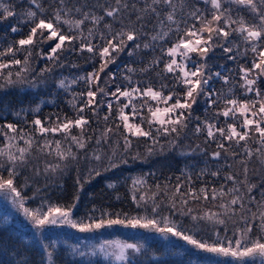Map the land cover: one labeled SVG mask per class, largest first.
Returning a JSON list of instances; mask_svg holds the SVG:
<instances>
[{
  "label": "snow or ice",
  "instance_id": "obj_1",
  "mask_svg": "<svg viewBox=\"0 0 264 264\" xmlns=\"http://www.w3.org/2000/svg\"><path fill=\"white\" fill-rule=\"evenodd\" d=\"M0 25V94L43 90V103L55 108L64 93L71 110L40 116L41 103L0 107V195L37 237L48 226L81 234L121 226L216 258L206 264H264V0H0ZM123 55L129 62L121 72L110 71ZM217 56L232 66L213 71ZM81 60L92 70L54 75L82 68ZM201 101L203 116L194 112ZM170 153L199 160L174 182H160L156 172L125 178L135 215L101 209L97 217L93 207L75 216L85 184L129 160L145 164ZM73 168V202L53 203L46 190ZM25 169L32 176L19 184ZM25 188H34L31 196ZM37 199L36 208L27 206ZM37 242L41 264H56V242ZM7 251L12 264H33L27 252ZM71 254L137 264L144 249L104 240L88 251L73 245Z\"/></svg>",
  "mask_w": 264,
  "mask_h": 264
},
{
  "label": "trees",
  "instance_id": "obj_2",
  "mask_svg": "<svg viewBox=\"0 0 264 264\" xmlns=\"http://www.w3.org/2000/svg\"><path fill=\"white\" fill-rule=\"evenodd\" d=\"M26 6V0H25ZM19 11V7L17 8ZM5 31L4 26L0 25V35H3ZM27 29L25 28V32ZM47 47V46H45ZM219 52V50H217ZM151 54H147L145 59L147 61L148 57ZM129 62L128 60H118L117 64L110 65L109 70L117 72L123 67L125 63ZM43 61L37 66V70L43 66ZM84 68L85 72L92 70L91 64H84L81 60L79 62ZM220 63H225L226 67H231V62H225L222 57L217 56L215 58L214 64L219 67ZM119 66V67H118ZM139 67V63L136 65ZM214 71V67H213ZM224 71V69H223ZM68 72H73V69H57L54 75L60 73L65 74ZM149 79L155 80L154 73L148 74ZM170 82V81H169ZM216 89L221 86L214 85ZM46 92H41L40 96H37L34 92L29 90H20V91H10L7 95L0 94V107L4 104H8L9 107L19 108L21 106L33 105L38 98H32V96H37L40 98H48ZM44 94V95H43ZM204 104L201 101L194 106V112L196 115L203 116ZM63 110V112H68L71 115V110L64 101V96L60 94V98L57 100L56 107L45 106L42 108L41 112L38 113L40 116H47L50 112L56 110ZM8 122H12L10 118H6ZM28 119H32V115L29 114ZM2 123L5 122L4 119H0ZM142 148V147H141ZM141 148L139 150H141ZM199 157L189 158L182 157L176 154H171L167 159L157 157L153 165H150V171L156 172L157 178L160 182H164L166 177L172 176L173 182L175 176L180 174L181 165L183 162L187 161H198ZM163 173V175H161ZM24 176L31 177L32 173L27 169L24 170V174L18 178V183H24ZM150 177V176H149ZM156 181V178H154ZM255 179V177H254ZM60 187L53 185L51 188L47 189V194L50 197L53 203L60 204H70L73 202L74 197L77 195V185H76V171L75 169H70L63 174L62 177L57 178ZM109 181H114L112 172L107 173L104 176L97 177L89 184L84 185V189L79 193V203L74 209V214L77 218L85 217L90 214V210L95 207L97 212L95 215L99 217L101 209L107 210L111 213L116 212H127L130 215H135L138 211L135 205L132 203L129 187L125 183H118L114 189H108L106 183ZM152 178L149 179L151 183ZM39 183L43 185V179L39 180ZM152 184V183H151ZM34 191V188H27L25 195L31 196ZM117 195L120 196V199H116ZM39 199L32 201L29 200L27 206L30 208H36L39 204ZM142 211V210H141ZM10 211L0 203V264H12L14 254L10 250L16 248L21 252H27L29 259L33 264H41L42 250L38 240L55 241L57 244L56 249V264H89V262H78L72 258L69 238L65 236L64 238H59L58 234H46L39 239L36 238L29 230H25L15 224L12 220ZM173 219L180 220L181 217L176 216ZM186 221V218H183ZM112 236L126 241V242H139L144 245V254L137 257V264H196L197 261L200 264H206V262L216 259L208 255H203L199 253L188 252V250L183 247V245H178L176 241L172 239L165 240L161 236H157L154 233L148 232H139V231H119L116 230ZM175 246V247H174ZM176 248L182 249L183 251H176ZM90 264H104L99 261H92Z\"/></svg>",
  "mask_w": 264,
  "mask_h": 264
},
{
  "label": "rangeland",
  "instance_id": "obj_3",
  "mask_svg": "<svg viewBox=\"0 0 264 264\" xmlns=\"http://www.w3.org/2000/svg\"><path fill=\"white\" fill-rule=\"evenodd\" d=\"M119 60H125V61L128 60L129 61V58L126 55H123V56H121V58ZM145 62H147L146 59H145ZM39 63H41V61H39L37 63V66L39 65ZM161 67H162V65H161ZM213 67H214V71L215 70H220V71L223 72V69L217 67L214 63H213ZM121 69L118 71V74L121 72ZM77 73L83 74V73H86V72L84 71V68H78V69H73V72H68V73H65V74L60 73L58 75L69 76L70 74H77ZM117 82L121 83L122 81L120 79H118ZM169 83H171V82H169ZM219 84H221V83L219 81H217V82H215L214 85H219ZM83 87H84L83 84L79 85L80 89H82ZM220 88H221V86H219L218 89H220ZM39 91L43 92V90H39ZM236 91H237V93H239L240 90L237 88ZM45 95H46V93H45ZM61 95L64 96V93H61ZM32 98H34V99L38 98V100L32 106H34L36 103H41L42 108L45 107V106H52V105H48V104H44L43 103V101L46 100L47 98H43V97L40 98V97H37V96H32ZM12 109H17V108H12ZM126 111H128V110H126ZM145 114H147L146 110H145ZM7 118H10L12 121L14 120V117L12 115H7ZM0 124H3V123L0 121ZM0 139H2V138H0ZM140 151H143V148H141ZM168 156H171V153ZM159 158H162V157H159ZM154 160L152 162H150V163H145V164H141L139 162H134V161L129 160V163L127 165L123 166L121 169L116 170L115 173H112V176L114 178L113 182H116V186L118 185V183H125L130 189L131 180L128 179L127 182H125V178L135 177V176H138V175H140L142 173L151 172L149 166L153 165ZM186 163H188V164H197V161L183 162V164L181 165L182 166L181 169L185 168V164ZM200 166H202V165H200ZM150 178L153 179V181L151 183L154 184L156 182V181H154L155 180L154 177H151V176L148 177V181H149ZM151 183L149 182V184H151ZM106 185H107V183H106ZM108 189H112V188H108ZM26 190H27V188L24 189V193H25ZM154 190L155 189L153 188V191ZM143 191L144 190H142V192ZM137 194L139 195L141 193H137ZM0 203L2 205H4L10 211V214H11V216L13 218L12 220L15 222V224L17 226H19V227H21V228H23L25 230H29L38 239L40 237L46 235V234H53V235L54 234H58L59 238H64L65 236H67L69 238V244L71 245L70 249H71V247L73 245H75L80 250L88 251L93 246L98 247L99 244L102 241H104V240H120V239L112 236V234L118 229H119V231H129V232L130 231H139V232H144L143 230H139V229L133 230V229H125V228H123L121 226H114V227H112L110 229H103L100 232L93 233V234H81V233H77L75 230L70 229V228H68L66 226H64V227L48 226L45 229H43L41 234H40V236L37 237L35 235V230L27 222V220L25 219L23 214L20 213L17 210V208H15L12 205L11 200H6L2 195H0ZM155 235H157V234H155ZM157 236H159V235H157ZM170 239L176 241V243L178 245H183V247H185V249L188 250V252H192V253H196V254L198 253V252L193 251L189 246L185 245L182 241H178L175 238H170ZM120 241H123V240H120ZM129 243L142 244V243L134 242V241H131ZM143 248H144V245H143ZM0 252H2V251H0ZM199 254H203V253H199ZM203 255H206V254H203ZM72 258L74 260L78 261V262H84V263L92 262V261H99V262H103L104 264H114V262L111 259L105 260L102 256H99V255L95 256V257H80L77 254H72Z\"/></svg>",
  "mask_w": 264,
  "mask_h": 264
}]
</instances>
